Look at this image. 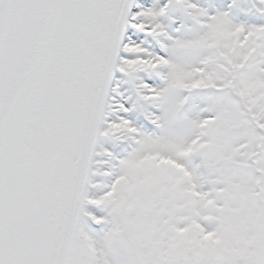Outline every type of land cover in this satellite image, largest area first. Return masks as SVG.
I'll return each instance as SVG.
<instances>
[{
    "label": "rangeland",
    "instance_id": "374dc122",
    "mask_svg": "<svg viewBox=\"0 0 264 264\" xmlns=\"http://www.w3.org/2000/svg\"><path fill=\"white\" fill-rule=\"evenodd\" d=\"M141 1L73 264H264V0Z\"/></svg>",
    "mask_w": 264,
    "mask_h": 264
},
{
    "label": "water",
    "instance_id": "95a60500",
    "mask_svg": "<svg viewBox=\"0 0 264 264\" xmlns=\"http://www.w3.org/2000/svg\"><path fill=\"white\" fill-rule=\"evenodd\" d=\"M133 0H0V264H68Z\"/></svg>",
    "mask_w": 264,
    "mask_h": 264
},
{
    "label": "bare ground",
    "instance_id": "6f19581e",
    "mask_svg": "<svg viewBox=\"0 0 264 264\" xmlns=\"http://www.w3.org/2000/svg\"><path fill=\"white\" fill-rule=\"evenodd\" d=\"M132 7V5L130 6ZM138 16H142L141 13L138 14ZM122 61V60H121ZM165 74V72H164ZM101 130L98 131V134H97V142L95 144V147H94V153H93V157L91 159V166L94 162V156L96 154V149H97V146H98V140L100 139V135H101ZM91 173V171H90ZM89 189V179L87 180L86 184H85V189H84V194H83V197H82V200H81V206H80V211H79V216L76 220V223H75V228H74V232H73V237H72V248H71V251H70V255H69V258H68V264H73L77 254L82 251V245H83V236H84V227H83V224L81 223V226H80V223H79V218H80V215H81V212H82V207H83V202L85 200V196L87 194V191ZM86 201V200H85Z\"/></svg>",
    "mask_w": 264,
    "mask_h": 264
},
{
    "label": "trees",
    "instance_id": "16d2710c",
    "mask_svg": "<svg viewBox=\"0 0 264 264\" xmlns=\"http://www.w3.org/2000/svg\"><path fill=\"white\" fill-rule=\"evenodd\" d=\"M145 3H147V2H144V4ZM133 23V22H132ZM133 32H134V29L132 28V24H131V26L128 28V36H127V41H126V44L130 41V39H131V37H130V35L131 34H133ZM140 37L139 36H137L136 37V39H139ZM123 76H121V75H118V77H117V81L116 82H118L119 80H120V78H122ZM124 78H127V76H125ZM128 85H130V82H125V88H127L128 87ZM112 97V96H111ZM111 97H110V101H111ZM110 101H109V103H110ZM108 107H109V104H108ZM109 110H108V108H107V112H106V116H108L109 115V112H108ZM106 120H107V118H106ZM94 176V178L96 177V175L94 174L93 175Z\"/></svg>",
    "mask_w": 264,
    "mask_h": 264
}]
</instances>
